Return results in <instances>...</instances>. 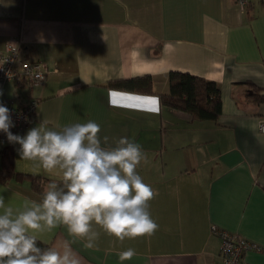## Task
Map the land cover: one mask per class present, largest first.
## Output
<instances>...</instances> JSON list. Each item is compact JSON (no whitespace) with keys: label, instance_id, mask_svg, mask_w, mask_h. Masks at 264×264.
<instances>
[{"label":"crops","instance_id":"crops-1","mask_svg":"<svg viewBox=\"0 0 264 264\" xmlns=\"http://www.w3.org/2000/svg\"><path fill=\"white\" fill-rule=\"evenodd\" d=\"M9 38L21 43V60L48 66L42 84L0 82V100L38 101L18 135L41 121L56 128L93 120L109 143L127 136L149 157L137 172L158 193L149 202L158 231L120 242L94 224L95 249L72 244L81 264H121L117 253L128 248L136 256L123 264H219L215 226L258 243L246 261L264 264V0L244 7L239 0H0V52ZM171 71L219 84L217 120L163 104ZM146 74L152 93L108 85ZM8 145L17 171L61 179L59 170L20 159V146L3 132L0 167ZM13 194L42 195L28 178L0 182L6 202ZM70 239L64 227L41 236L49 247Z\"/></svg>","mask_w":264,"mask_h":264},{"label":"clouds","instance_id":"clouds-1","mask_svg":"<svg viewBox=\"0 0 264 264\" xmlns=\"http://www.w3.org/2000/svg\"><path fill=\"white\" fill-rule=\"evenodd\" d=\"M12 127L9 109L0 104V132L20 146V159L46 172L59 170L62 177L47 185L39 201L13 194L6 202L0 195V264H81L72 244L95 249L100 232L94 224L120 242L158 231L149 211L158 193L137 172L149 163L141 145L127 136L109 143L93 120L56 128L41 121L23 136L14 135ZM59 227L71 239L40 247L41 236ZM117 255L123 264L136 251L128 248Z\"/></svg>","mask_w":264,"mask_h":264},{"label":"trees","instance_id":"trees-1","mask_svg":"<svg viewBox=\"0 0 264 264\" xmlns=\"http://www.w3.org/2000/svg\"><path fill=\"white\" fill-rule=\"evenodd\" d=\"M169 81V91L160 94L163 104L188 112L197 120H217L219 118L222 113V97L221 88L217 82L181 71H171L169 73ZM108 85L133 92L152 93L153 77L150 74H146L129 79L114 80L109 82ZM252 97L259 98L256 93L252 94ZM1 152L0 182L3 184L13 178L17 180L28 178L30 179L32 190L42 194L49 183L61 181V179L51 180L41 173L17 171L14 167L12 145H8ZM39 246L42 248L49 247V243L43 241Z\"/></svg>","mask_w":264,"mask_h":264},{"label":"built area","instance_id":"built-area-1","mask_svg":"<svg viewBox=\"0 0 264 264\" xmlns=\"http://www.w3.org/2000/svg\"><path fill=\"white\" fill-rule=\"evenodd\" d=\"M249 0H239L242 7ZM21 43L15 38H9L5 42V48L0 52V82L5 83L14 80L25 79L30 84H42L47 78L48 66L42 61L21 60ZM0 104L6 106L14 127L11 132L18 135L29 124L31 116L35 113L38 101L32 100L24 106H15L0 100ZM260 129L264 132V121L260 123ZM220 237L219 264H248L246 254L251 249L260 250L261 246L249 240L245 236L218 227L213 228Z\"/></svg>","mask_w":264,"mask_h":264},{"label":"snow or ice","instance_id":"snow-or-ice-1","mask_svg":"<svg viewBox=\"0 0 264 264\" xmlns=\"http://www.w3.org/2000/svg\"><path fill=\"white\" fill-rule=\"evenodd\" d=\"M151 103L155 104V101L153 100V101H151Z\"/></svg>","mask_w":264,"mask_h":264}]
</instances>
